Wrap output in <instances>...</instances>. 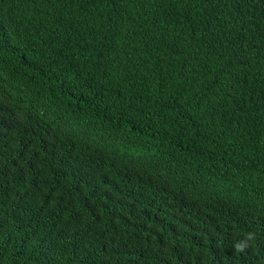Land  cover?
Segmentation results:
<instances>
[{
  "label": "trees",
  "instance_id": "obj_1",
  "mask_svg": "<svg viewBox=\"0 0 264 264\" xmlns=\"http://www.w3.org/2000/svg\"><path fill=\"white\" fill-rule=\"evenodd\" d=\"M0 264H264V0H0Z\"/></svg>",
  "mask_w": 264,
  "mask_h": 264
}]
</instances>
